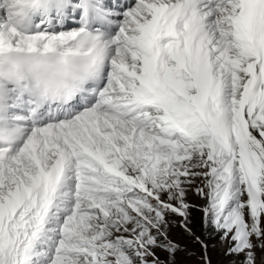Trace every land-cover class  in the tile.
Masks as SVG:
<instances>
[{
    "label": "snow or ice",
    "instance_id": "obj_1",
    "mask_svg": "<svg viewBox=\"0 0 264 264\" xmlns=\"http://www.w3.org/2000/svg\"><path fill=\"white\" fill-rule=\"evenodd\" d=\"M201 233L264 264V0H0V264H212Z\"/></svg>",
    "mask_w": 264,
    "mask_h": 264
},
{
    "label": "rangeland",
    "instance_id": "obj_2",
    "mask_svg": "<svg viewBox=\"0 0 264 264\" xmlns=\"http://www.w3.org/2000/svg\"><path fill=\"white\" fill-rule=\"evenodd\" d=\"M190 200L199 205L203 202L197 197H190ZM194 225L198 232H201L200 229V215L198 212L193 213ZM205 238L208 240L209 244V251L208 255L211 259L212 264H233V261L230 257L225 254V247L224 245L215 237H208L207 233H201ZM174 236L177 239H182L183 243L188 244L189 241L187 240L186 236L183 233H174ZM194 253V257H185L182 258V264H199V254L200 248L199 246H195L191 249ZM238 264V262H236Z\"/></svg>",
    "mask_w": 264,
    "mask_h": 264
}]
</instances>
